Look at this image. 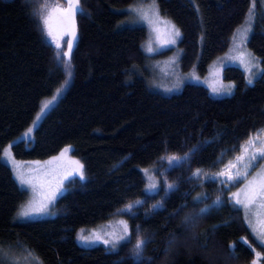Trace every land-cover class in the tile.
Masks as SVG:
<instances>
[{
  "label": "trees",
  "instance_id": "obj_1",
  "mask_svg": "<svg viewBox=\"0 0 264 264\" xmlns=\"http://www.w3.org/2000/svg\"><path fill=\"white\" fill-rule=\"evenodd\" d=\"M137 1L80 0L84 11L76 16L78 38L69 60L45 33L41 5L49 0H0L4 264H17L20 257L41 264H253L257 253L264 264V247L231 197L241 180L212 179L264 128V72L249 85L241 66L225 67V78L234 82L228 95L216 96L196 82L170 94L158 90L143 46L148 29L133 23L128 11ZM251 3L157 0L160 12L180 28L182 69L205 72L228 49ZM254 13L247 44L264 69L260 0H255ZM62 85L33 137H22L44 101ZM8 144L22 160H44L70 146L83 162L85 178L68 180L53 215L19 218L27 189L2 156ZM185 154L190 155L187 161L169 163V157ZM145 169L156 175L155 191L148 190ZM197 169L202 173L193 177ZM167 184L175 188L168 190ZM198 194L201 199H194ZM217 197L220 204L214 203ZM137 200L143 204L136 205ZM161 202L162 207L153 208ZM128 204H133L126 212L129 239L115 248L79 243L82 229L104 224ZM138 239L145 241L139 260L133 255Z\"/></svg>",
  "mask_w": 264,
  "mask_h": 264
},
{
  "label": "rangeland",
  "instance_id": "obj_2",
  "mask_svg": "<svg viewBox=\"0 0 264 264\" xmlns=\"http://www.w3.org/2000/svg\"><path fill=\"white\" fill-rule=\"evenodd\" d=\"M48 3L59 4L62 7H67V0H49ZM155 3L156 5H158L157 0H155ZM260 3L264 11V0H260ZM151 5H152V0H138L137 2L132 4L130 7H128V11L133 6L140 7L143 10V13L148 17V19H142L141 15L138 14L137 12L129 11L130 19L133 23L144 24L148 29V36L145 39L143 46H144V50L146 54L150 58L149 66H150L152 78L154 81V85L158 90L164 93L170 94V93L180 90L186 82H196V83H201L207 86L212 94L216 96H222V95L231 94L234 90V82L227 80L224 76L225 67L229 65L241 66L246 73L247 80L249 78L254 80L261 73L262 65H261L260 60L259 58L256 57L254 53H252V51L249 49L247 45L248 38L251 34V31H252L251 29H253V24H254V18H255L254 8H252L253 11H252L251 16L249 15V13L247 15L246 20H248L249 23L245 24L244 22V24H242V26L238 28L242 30L244 28H248L249 30L246 32V34L242 36L240 33L236 31L232 37V40H231L232 42H230L228 49L224 51L222 54L218 55L216 58H214L209 64L208 69L202 73L197 69V67H192L187 70L182 69L181 57H182L183 49L179 45V41L181 39L180 28L176 25V23L173 20L163 15L160 12L159 7H158L159 17L157 18L153 14ZM44 14H46V10H44ZM76 16L77 14L74 17V24H73L72 19H69L68 17L60 13H56L55 16L53 17V20L51 21L54 32L57 35H62L63 37L60 43H61V47L64 48L65 52L68 51V45L66 42L67 41L72 42V50H73L76 44L77 38H78ZM149 20H151L152 22L149 23ZM176 30L179 31L178 36L175 35ZM73 31L75 32V39H73V35H72ZM234 36L236 37V39H234ZM47 38L54 45H56L51 37L47 36ZM172 40H175V43H171L170 41ZM149 47L152 48L151 52L148 51ZM167 48H171L172 50L167 52L166 54L158 55L159 52H162L166 50ZM72 50H71V53H72ZM241 53H244L243 59L245 61L250 59V57L248 56V54L250 53L251 58H254L252 59V64H257L258 67H252V65H249V67H251V72H249L245 64L241 63ZM213 87L220 89V91L214 93L212 91ZM229 87H230V91H228ZM58 96L59 95H56V99L54 100L53 103H55ZM49 100H52V98L47 99L45 101H49ZM51 105L47 109L44 110L42 114V118L47 113V111L50 109ZM41 108L37 112L34 118V121H36V118L38 115H41ZM40 120L36 122L35 124L33 121V123L23 132L22 137L32 138L34 135V128L40 122ZM30 128L32 129V131L29 133L28 130ZM262 130H264V128L259 129L250 138V139H255L259 137V139H255L254 145L248 146V152L244 153V156H245L244 161H237L236 159L238 156L242 154L241 152L234 160L229 162V163H234L237 165L236 168L231 169L233 174H235L237 170L243 173L245 171L244 164L247 162L248 156L255 153L256 150L259 147H261L262 142H264V132H262ZM26 133L27 135H25ZM27 136H30V137H27ZM66 148L70 150L67 152H64ZM5 149H9L11 153V158L5 156L4 151H3L2 156L4 160L12 167L16 178H17V175H16L17 170H19V171H22L27 177H30L32 179V185H21L22 187L27 189V198L24 201L23 205H27L30 202H35V204L38 206L40 203L45 202L46 197L49 196L53 191L57 189V187H59L62 184L61 190L57 194L55 201L48 205V210L45 213L38 214V215H32L27 218H24V217H19V218L33 219V218H42V217H46L49 215H53L55 213V210L53 209L54 204L57 198L66 191L68 187V184H67L68 180L73 176L80 177L78 166L74 162L78 161L80 165H83L81 158L71 152L70 146H66L60 153L50 158L44 159V160L18 159L13 154L11 144H8L4 148V150ZM62 153L63 155H61ZM229 163H227L222 168L221 171L226 170V166L229 165ZM254 164L256 166L253 168H249L247 170L246 178L243 175L241 176V179H240L241 181H239V185L232 192V194L240 193L241 200L245 199V192L242 190L246 189V185L248 184V182L252 180L253 177L256 176L257 173L261 171L262 167H264V159L257 160L254 162ZM148 170H149L148 173H146L147 179H148V176L151 175L153 179L156 182H158L154 172L151 171L150 169ZM82 172H83V177L85 178L84 165H83ZM212 179L217 180L220 183H224V181H226V177H220V176H214ZM149 183L150 181L148 179V185ZM33 185H34V190H33ZM231 197L233 198V195ZM262 203H264V200L257 198L255 203L250 204L249 209L247 210L244 208L243 204H237L244 210V213L246 215L249 225L251 224L255 226L257 230L264 228V225L261 224V221H264V208L260 207ZM21 210L22 209L20 208V211ZM126 212L119 211L109 221L105 222L104 224L98 227L91 228V229H83V233H81L80 231L77 236L79 243L82 245H88V246L95 245V244H104L102 241H96L92 244H88L86 242L80 241L78 237L81 234L86 235V236L97 234V235H100L103 239L111 240L114 235H120L122 233L123 225L120 224V221L127 222L128 227H129V237H130V223H129V219L127 218ZM251 229L253 231V227H251ZM122 242L124 241L118 242L116 247ZM104 245L112 247L111 244H104ZM259 257L256 260L257 264L260 263ZM18 261H19L18 264H41L38 261L35 262V259H33V257L31 259L20 257Z\"/></svg>",
  "mask_w": 264,
  "mask_h": 264
},
{
  "label": "snow or ice",
  "instance_id": "obj_3",
  "mask_svg": "<svg viewBox=\"0 0 264 264\" xmlns=\"http://www.w3.org/2000/svg\"><path fill=\"white\" fill-rule=\"evenodd\" d=\"M255 5V0H253V8ZM151 8L153 10V14L158 18L159 17V13H158V5H156L155 0H152V5ZM41 21L42 24L44 26V29L46 31L47 36L51 37L52 40L55 42L56 47L59 49L61 47V39L63 38L62 35H57L52 27V23L51 21L53 20V17L55 16L56 13H60L66 17H68L69 19L73 20V24H74V17L76 14H81L83 13V8L80 6V0H67V7H62L59 4H50L45 2L44 4L41 5ZM44 10H46V14H44ZM129 11H135L138 14L141 15L142 19H148V17L143 13V10L140 7H136L133 6L132 8L129 9ZM253 9L249 10V15L251 16ZM152 21L149 20V23H151ZM249 21L246 20L245 24H248ZM248 28H244L242 29H237V32L240 33L242 36L244 34H246V32L248 31ZM73 35V39H75V32L73 31L72 33ZM175 35H179V31L176 30ZM234 39H236V37L234 36ZM171 43H175V40L170 41ZM68 45V51L63 53L64 56H68L69 60L71 57V50H72V42L71 41H67L66 42ZM148 51H152V48L149 47ZM244 53H241V63H244L247 70L249 72H251V67H249V65H252V67H258L257 64H252V59L251 58V54L249 53L248 56L250 57L249 60L245 61L243 59ZM58 57H59V53H58ZM262 72H264V69H261ZM198 79V78H197ZM253 83V80L251 78L248 79V84L251 85ZM65 84H67V81H65ZM64 87V85L61 86V88L57 89V95H59L62 91V88ZM212 91L215 92H219L220 89L213 87ZM228 91H230V87L228 89ZM56 99V96H53L52 100L49 101H45L43 103V106L41 108V115H38L36 118V121H34V124L36 122H38L41 118H42V114L44 112L45 109H47L52 103L53 101ZM32 131V129L30 128L28 130V132L30 133ZM262 132H264V130H262ZM27 135V133L25 134ZM255 139H259V137L255 138ZM255 139H249L245 145H243L241 147V152L242 154L240 156H238L236 159L237 161H244L245 160V156L244 153L248 152V146L250 145H254L255 144ZM70 149H65L64 152L69 151ZM4 155L11 158V153L9 151V149H5L4 150ZM63 155V153L61 154ZM169 159V163L171 164L173 161H187L188 159H190V155L189 154H185L184 157H176V156H171L168 158ZM260 159H264V142H262L261 147H259L255 153H253L252 155L248 156L247 158V162L244 164V169L245 171L243 173H241L239 170H237V172L235 174L232 173L231 169L236 168L237 165L234 163H229V165L226 166V170L224 171H220L218 173L213 174L214 176H220V177H226V181H224L225 183L227 182H231L232 184L237 183L240 179L241 176L243 175L245 178L247 177V170L249 168H253L256 165L254 164L255 161L260 160ZM74 163L77 164L78 166V170H79V174H80V178L83 179V165H80L78 161H75ZM148 169H145V172L148 173ZM202 173V170L197 169L195 172H193V177H198L200 176ZM17 179L19 180L21 185H32V179L30 177H27L22 171L17 170ZM148 179L150 181L149 185H148V190L149 191H154L157 189L158 187V182H156L153 177L151 175L148 176ZM62 187V184L57 187V189L55 191H53L49 196L46 197V201L43 203H40L38 206L35 204V202H30L27 205H22L21 206V211L18 212V217H30L32 215H38V214H43L48 210V205L51 204L52 202L55 201L57 194L60 192ZM175 188L174 184H167V189L168 190H173ZM33 190H34V185H33ZM245 192V199L241 200L240 199V193H233V198L235 200L236 204H243L244 208L247 210L249 209V205L252 203H255V201L257 200V198L264 200V167L261 168V171L259 173H257L256 176L253 177L252 180H250L248 182V184L246 185V189L242 190ZM203 196V194H198L197 197H195L194 199L200 200L201 197ZM136 205H141L143 204V201H135L134 202ZM216 204H220V197H217L216 201L214 202ZM162 202L153 205V208H159L162 207ZM260 207L264 208V203H262L260 205ZM133 208V204H128L124 209H120L119 211L121 212H131ZM207 209H201L200 212L204 213L206 212ZM120 224L123 225V229H122V233L120 235H114L113 238L111 240L109 239H103L100 235L97 234H93V235H83L81 234L78 238L80 241L86 242L88 244H92L96 241H102L104 244H111L113 248L116 247L117 243L120 241H125L127 239H129V227L126 221H120ZM261 224L264 225V221H261ZM251 227H253V234L255 235V238L257 239L258 243L260 244V246L264 247V228L257 230L255 226L251 225ZM137 230H138V226H137ZM81 233H83V229L81 230ZM244 243H247L246 241H244ZM145 244L144 240L138 239L134 249H133V255L136 259H142V249H143V245ZM3 255H4V250L2 248H0V264H4V260H3ZM257 256L259 257V253H257ZM35 259V258H33ZM18 264V262H17ZM253 264H256V262L254 261Z\"/></svg>",
  "mask_w": 264,
  "mask_h": 264
},
{
  "label": "bare ground",
  "instance_id": "obj_4",
  "mask_svg": "<svg viewBox=\"0 0 264 264\" xmlns=\"http://www.w3.org/2000/svg\"><path fill=\"white\" fill-rule=\"evenodd\" d=\"M253 4V3H251ZM250 7V6H249ZM255 8V7H254ZM256 15V14H255ZM246 20V19H245ZM245 22V21H244ZM254 27V26H253ZM236 29V28H235ZM252 30V29H251ZM235 33V32H234ZM250 38V37H249ZM51 42V41H50ZM232 42V41H231ZM248 45V44H247ZM56 46V45H55ZM249 46V45H248ZM256 54V53H255ZM260 57V56H259ZM261 59V58H260ZM262 65V64H261ZM262 74V73H261Z\"/></svg>",
  "mask_w": 264,
  "mask_h": 264
}]
</instances>
